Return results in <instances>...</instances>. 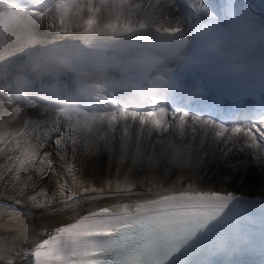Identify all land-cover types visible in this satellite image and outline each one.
<instances>
[{
	"label": "snow or ice",
	"instance_id": "6c2138e0",
	"mask_svg": "<svg viewBox=\"0 0 264 264\" xmlns=\"http://www.w3.org/2000/svg\"><path fill=\"white\" fill-rule=\"evenodd\" d=\"M213 90L260 103L220 114ZM0 109L13 215L55 220L0 264H211L238 248L250 203L223 185L264 171V0H0ZM101 151L129 174L211 164L221 186L193 172L86 187L77 161Z\"/></svg>",
	"mask_w": 264,
	"mask_h": 264
},
{
	"label": "bare ground",
	"instance_id": "6f19581e",
	"mask_svg": "<svg viewBox=\"0 0 264 264\" xmlns=\"http://www.w3.org/2000/svg\"><path fill=\"white\" fill-rule=\"evenodd\" d=\"M2 111V109H0ZM27 112L33 117V118H42L38 117V113L36 110L28 109ZM23 116V113H22ZM22 120L21 117H17L15 121H12L11 126L12 127H18L21 126ZM210 157V156H209ZM219 159L223 160L227 158V154H225L224 157H219ZM4 163V158L0 157V165ZM79 163V164H78ZM78 164V170L79 174L82 173V177L89 176V173L91 171H87L89 166L90 168L92 166H96V169L93 172H96V175H100L101 169L107 170V174L111 172L116 166H117V158L110 157V154L104 151L93 153L92 156H88L87 154L82 155L79 160L77 161ZM96 164V165H95ZM120 165V164H119ZM129 165V164H128ZM144 173H143V180H146V184L148 183L149 179H152V177H149L148 168L150 169V166L145 164ZM171 167V166H169ZM94 168V167H93ZM82 169V170H81ZM207 171L210 172V175L206 176L204 174V169L201 167H185L181 169L179 166L171 167V171L166 173L169 177L170 181H174L177 179V177L181 178H187L190 176L193 172H199L203 175L204 179L201 180V186H217L220 187V173L217 172L216 167L213 165H208ZM81 170V171H80ZM119 171V168L117 169V172ZM221 172L223 169L220 170ZM92 174V173H91ZM164 174V176L166 175ZM51 175V173H49ZM106 175V174H105ZM161 173L159 172V176ZM163 175V174H162ZM244 175V184L236 185L235 181L231 186L223 185V187L228 188V190H232V187L237 188L238 190H251L253 192H259L264 190V171H261V169L258 166H253L248 170L247 174ZM26 174L21 173V178H25ZM164 176L162 178V181L164 179ZM124 177H121L119 173L115 176V178L112 180V186L115 188L117 181H123ZM96 182V181H95ZM94 182V183H95ZM86 185H89V182H85ZM92 184V183H91ZM48 185H51L52 191H53V185L52 182H50L46 177L43 179V183L41 186L48 187ZM36 191H39V187L36 188ZM51 191V193H52ZM1 193V190H0ZM29 194H35L31 189H29ZM127 197H119V198H105L98 203L101 205H111L115 202L124 201L127 202ZM0 260L5 259L4 252H16L21 249H28L31 248L36 242H38L40 239L43 238L39 233H41L44 230H51V225L55 223V220L51 216L47 217H41L38 214L35 217H25L20 215H13L12 209L16 206H8L4 205V203L0 202ZM97 203V202H92ZM33 212H37L38 210H34ZM31 229V233L29 234L27 232V229ZM8 258H15L19 261L18 257H8ZM25 262V261H23ZM23 262H20L22 264ZM26 262L30 264V261Z\"/></svg>",
	"mask_w": 264,
	"mask_h": 264
},
{
	"label": "rangeland",
	"instance_id": "374dc122",
	"mask_svg": "<svg viewBox=\"0 0 264 264\" xmlns=\"http://www.w3.org/2000/svg\"><path fill=\"white\" fill-rule=\"evenodd\" d=\"M96 165V164H95ZM94 167V168H93ZM146 166H144V168H145ZM96 169V166H92L91 168H90V166H89V168H88V170L87 171H91L92 170V174L91 173H89V176H88V178H87V181L89 182V185H85V183H84V185L86 186V187H90V186H92L93 184L95 185L96 183H98L99 181H101V179L102 178H104V176H102L105 172L104 171H102V168H100L101 169V172H100V175L98 174V175H96V172H93L94 170ZM128 169V168H127ZM148 170V172L147 173H149V176L150 177H152V176H154V171H156V175L155 176H157V172L159 173H161V175L163 174H166L164 171H162L161 169H154V168H151L150 167V169L148 168L147 169ZM23 173V172H22ZM143 173H144V170L143 171H133L132 173H131V180H134L136 183H139V184H144V183H146V180H143ZM23 174H25V173H23ZM111 175H114V172H111L110 173ZM79 175V174H78ZM162 175V176H163ZM106 176V175H105ZM156 180L158 181L159 180V178H156ZM96 181V182H95ZM95 182V183H94ZM92 183V184H91ZM101 184V183H100ZM0 190H1V193H0V199L2 200V201H5L6 203L7 202H9V203H12V201L11 200H9L7 197H10V196H12V195H14L15 193L13 192V191H11V190H9V191H7V194L5 195V188L3 187V185L2 184H0ZM47 190H48V193H49V195H51V191H52V187H48L47 188ZM30 207V206H29ZM32 210H34V209H32Z\"/></svg>",
	"mask_w": 264,
	"mask_h": 264
}]
</instances>
